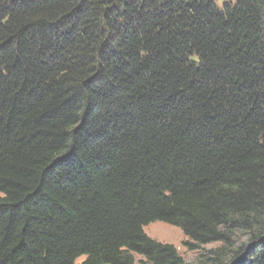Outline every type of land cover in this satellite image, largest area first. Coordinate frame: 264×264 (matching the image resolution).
I'll return each mask as SVG.
<instances>
[{"label":"trees","instance_id":"1","mask_svg":"<svg viewBox=\"0 0 264 264\" xmlns=\"http://www.w3.org/2000/svg\"><path fill=\"white\" fill-rule=\"evenodd\" d=\"M81 256L264 264V0H0V264Z\"/></svg>","mask_w":264,"mask_h":264},{"label":"rangeland","instance_id":"2","mask_svg":"<svg viewBox=\"0 0 264 264\" xmlns=\"http://www.w3.org/2000/svg\"><path fill=\"white\" fill-rule=\"evenodd\" d=\"M218 5H223L224 3H233L234 0H215ZM160 224L167 225L166 227L160 226ZM172 227V228H169ZM144 230L148 236L151 238L164 243H169L175 246L178 252L185 258L188 262H193L196 258L197 252L187 250L185 246V242L187 241V237L183 234L180 228L161 222L155 221L144 227ZM166 233L168 234L167 239H160L157 234ZM218 244H206L203 246L204 249H208L211 247H216ZM84 259V256L79 257L75 264L80 263Z\"/></svg>","mask_w":264,"mask_h":264},{"label":"bare ground","instance_id":"3","mask_svg":"<svg viewBox=\"0 0 264 264\" xmlns=\"http://www.w3.org/2000/svg\"><path fill=\"white\" fill-rule=\"evenodd\" d=\"M160 226L166 227L167 225L160 224ZM169 228H172V227H169ZM156 237H158V238H160V239H167L169 236H168V234H166V233H162V234H157Z\"/></svg>","mask_w":264,"mask_h":264}]
</instances>
